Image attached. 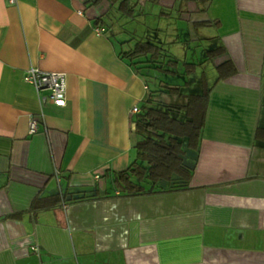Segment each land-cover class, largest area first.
I'll return each instance as SVG.
<instances>
[{"label":"crops","instance_id":"0c3cea01","mask_svg":"<svg viewBox=\"0 0 264 264\" xmlns=\"http://www.w3.org/2000/svg\"><path fill=\"white\" fill-rule=\"evenodd\" d=\"M126 23L150 36L124 38ZM136 39L163 55L131 63ZM31 65L65 73L64 106L23 78ZM145 78L210 88L206 122L196 148L183 140L188 178L126 193ZM0 264H264V0H139L134 17L111 0H0Z\"/></svg>","mask_w":264,"mask_h":264},{"label":"trees","instance_id":"16d2710c","mask_svg":"<svg viewBox=\"0 0 264 264\" xmlns=\"http://www.w3.org/2000/svg\"><path fill=\"white\" fill-rule=\"evenodd\" d=\"M111 1L119 14L134 17L139 0ZM97 20L95 22H98ZM129 45L128 48L122 49L120 54L133 64L147 62L148 58H141L148 55L153 58L163 55L161 45L150 40L136 39ZM186 65L187 71L196 67L193 63ZM159 68L176 71L175 67L163 68L160 65ZM227 71V64H223L219 69L220 76L226 75ZM145 81L149 85L147 78ZM153 86L149 87V95L144 100L141 111L134 115L135 132L139 136L135 143L136 156L127 168L116 173L115 180L126 193L174 187L176 185L170 184V181L175 179L173 175L188 178L190 173L182 166L185 153L183 140H186L189 147L196 148L206 122L210 88L202 92L183 93L179 85H166L163 88V85H160L158 89ZM163 90L184 95L187 98L186 103L174 104L158 99V93Z\"/></svg>","mask_w":264,"mask_h":264},{"label":"built area","instance_id":"2783aa9c","mask_svg":"<svg viewBox=\"0 0 264 264\" xmlns=\"http://www.w3.org/2000/svg\"><path fill=\"white\" fill-rule=\"evenodd\" d=\"M96 34H101L105 31V26L98 24L94 27ZM23 78L32 83L39 91L49 90L50 97L54 104L64 106L66 104V75L62 71L44 70L40 67L31 65L28 67L23 75ZM144 101L134 104L131 108L132 118L134 122V115L141 111ZM39 131L38 119L31 115L29 118V132L37 133Z\"/></svg>","mask_w":264,"mask_h":264},{"label":"rangeland","instance_id":"374dc122","mask_svg":"<svg viewBox=\"0 0 264 264\" xmlns=\"http://www.w3.org/2000/svg\"><path fill=\"white\" fill-rule=\"evenodd\" d=\"M125 30H126V32H123V33L125 34L126 37L123 34L124 38H127V31H131V30H134V32L136 34H142V35L150 36L149 35V30H148V33H145V31H144L145 28L143 26H141V25L138 26V24L134 25V23H126ZM113 36H116V35L113 34ZM157 71H159L160 72L159 75L162 76L163 79H165L166 72L164 70H157ZM152 84L155 85L154 83H152ZM146 87H147V89H149V85L146 84Z\"/></svg>","mask_w":264,"mask_h":264}]
</instances>
